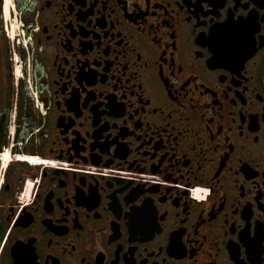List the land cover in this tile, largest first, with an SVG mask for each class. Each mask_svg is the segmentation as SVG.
<instances>
[{
  "label": "flooded vegetation",
  "instance_id": "obj_1",
  "mask_svg": "<svg viewBox=\"0 0 264 264\" xmlns=\"http://www.w3.org/2000/svg\"><path fill=\"white\" fill-rule=\"evenodd\" d=\"M22 17L23 47L0 36V264H264V0Z\"/></svg>",
  "mask_w": 264,
  "mask_h": 264
},
{
  "label": "rangeland",
  "instance_id": "obj_2",
  "mask_svg": "<svg viewBox=\"0 0 264 264\" xmlns=\"http://www.w3.org/2000/svg\"><path fill=\"white\" fill-rule=\"evenodd\" d=\"M29 3L30 0H0V36L11 51L24 46L22 16Z\"/></svg>",
  "mask_w": 264,
  "mask_h": 264
},
{
  "label": "snow or ice",
  "instance_id": "obj_3",
  "mask_svg": "<svg viewBox=\"0 0 264 264\" xmlns=\"http://www.w3.org/2000/svg\"><path fill=\"white\" fill-rule=\"evenodd\" d=\"M234 23H236L237 25H241L242 26L244 22H242V21H235ZM261 41L264 42V34H262V36H261ZM212 47H213V51L215 52L216 51V46L213 45Z\"/></svg>",
  "mask_w": 264,
  "mask_h": 264
},
{
  "label": "bare ground",
  "instance_id": "obj_4",
  "mask_svg": "<svg viewBox=\"0 0 264 264\" xmlns=\"http://www.w3.org/2000/svg\"><path fill=\"white\" fill-rule=\"evenodd\" d=\"M2 157H3V160H4V161H5V160L7 161V158H8V157H7V152H4L3 155H2ZM28 161H29V160H28ZM30 162H31V161H30Z\"/></svg>",
  "mask_w": 264,
  "mask_h": 264
},
{
  "label": "built area",
  "instance_id": "obj_5",
  "mask_svg": "<svg viewBox=\"0 0 264 264\" xmlns=\"http://www.w3.org/2000/svg\"><path fill=\"white\" fill-rule=\"evenodd\" d=\"M195 197H198V196L195 195Z\"/></svg>",
  "mask_w": 264,
  "mask_h": 264
}]
</instances>
